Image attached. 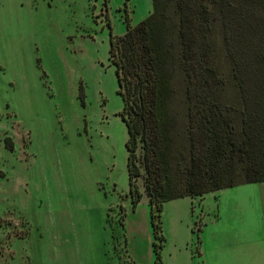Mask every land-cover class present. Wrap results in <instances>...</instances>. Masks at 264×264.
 Returning a JSON list of instances; mask_svg holds the SVG:
<instances>
[{
	"label": "rangeland",
	"instance_id": "obj_1",
	"mask_svg": "<svg viewBox=\"0 0 264 264\" xmlns=\"http://www.w3.org/2000/svg\"><path fill=\"white\" fill-rule=\"evenodd\" d=\"M151 10L0 0V264H264V179L131 203L108 46Z\"/></svg>",
	"mask_w": 264,
	"mask_h": 264
},
{
	"label": "trees",
	"instance_id": "obj_2",
	"mask_svg": "<svg viewBox=\"0 0 264 264\" xmlns=\"http://www.w3.org/2000/svg\"><path fill=\"white\" fill-rule=\"evenodd\" d=\"M216 27L224 63L214 61ZM108 58L132 204L140 174L151 211L264 179V0H152L144 18L109 37Z\"/></svg>",
	"mask_w": 264,
	"mask_h": 264
},
{
	"label": "crops",
	"instance_id": "obj_3",
	"mask_svg": "<svg viewBox=\"0 0 264 264\" xmlns=\"http://www.w3.org/2000/svg\"><path fill=\"white\" fill-rule=\"evenodd\" d=\"M203 194V193H202Z\"/></svg>",
	"mask_w": 264,
	"mask_h": 264
}]
</instances>
